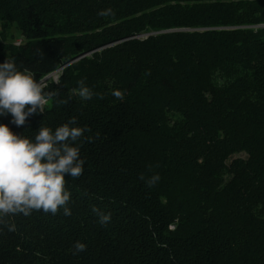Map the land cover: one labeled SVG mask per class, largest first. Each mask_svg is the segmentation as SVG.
<instances>
[{"label": "trees", "instance_id": "trees-1", "mask_svg": "<svg viewBox=\"0 0 264 264\" xmlns=\"http://www.w3.org/2000/svg\"><path fill=\"white\" fill-rule=\"evenodd\" d=\"M263 25L264 0H0V63L59 71L44 112L0 123L86 129L71 215L6 217L0 264H264Z\"/></svg>", "mask_w": 264, "mask_h": 264}, {"label": "clouds", "instance_id": "clouds-1", "mask_svg": "<svg viewBox=\"0 0 264 264\" xmlns=\"http://www.w3.org/2000/svg\"><path fill=\"white\" fill-rule=\"evenodd\" d=\"M98 15L112 17L115 12L107 8ZM53 95L55 93L45 91L33 72L18 68L15 59L0 63V116L10 115L17 127L24 126L38 111L44 112ZM76 95L88 100L94 93L81 80ZM112 95L118 100L124 98L120 90H114ZM74 123L73 118L55 131L41 126L34 140L17 135L7 124L0 123V224L9 231H15V225L5 219L11 215L29 216L34 210L55 215L61 208L64 215H71L67 207L71 194L65 188V177L79 178L83 174L84 160L80 158L79 145L74 142L86 130L70 126ZM140 178L145 179L144 176ZM159 179V174L148 178V186L152 187ZM93 211L99 223L110 222L111 213L105 214L95 207ZM85 249L86 245L77 241L73 255Z\"/></svg>", "mask_w": 264, "mask_h": 264}, {"label": "rangeland", "instance_id": "rangeland-1", "mask_svg": "<svg viewBox=\"0 0 264 264\" xmlns=\"http://www.w3.org/2000/svg\"><path fill=\"white\" fill-rule=\"evenodd\" d=\"M10 35H11V33H10ZM9 35V38H10V40H11V36ZM23 39V36H21L20 34H18L17 35V37L16 38H14V41L16 42V43H18L19 41H21ZM52 75H50V77H48L46 80H48V79H57V77L59 76V71H56V72H53V73H51ZM46 80H41V82L42 83H44Z\"/></svg>", "mask_w": 264, "mask_h": 264}, {"label": "water", "instance_id": "water-1", "mask_svg": "<svg viewBox=\"0 0 264 264\" xmlns=\"http://www.w3.org/2000/svg\"><path fill=\"white\" fill-rule=\"evenodd\" d=\"M167 31H172V30H167ZM50 75H52V74L47 75L43 80H46L48 77H50Z\"/></svg>", "mask_w": 264, "mask_h": 264}]
</instances>
